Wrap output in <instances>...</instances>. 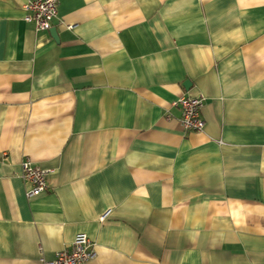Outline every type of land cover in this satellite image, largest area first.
I'll list each match as a JSON object with an SVG mask.
<instances>
[{
  "label": "crops",
  "instance_id": "1",
  "mask_svg": "<svg viewBox=\"0 0 264 264\" xmlns=\"http://www.w3.org/2000/svg\"><path fill=\"white\" fill-rule=\"evenodd\" d=\"M29 1L0 0V264L79 233L86 264H264V0H59L45 30Z\"/></svg>",
  "mask_w": 264,
  "mask_h": 264
},
{
  "label": "built area",
  "instance_id": "2",
  "mask_svg": "<svg viewBox=\"0 0 264 264\" xmlns=\"http://www.w3.org/2000/svg\"><path fill=\"white\" fill-rule=\"evenodd\" d=\"M58 2L59 0H30L26 4L28 13L25 19L34 22L37 30L50 29L53 19L57 16ZM69 27L71 28L72 25ZM176 105L182 108L181 122L185 130H204L205 120L202 116L204 96L182 95L176 101ZM22 166V177L30 185L27 190L28 197L39 195L49 188V169L34 164L30 159L24 160ZM94 256L93 241L86 233H79L71 246L57 251L52 259L43 258L42 262L43 264H86Z\"/></svg>",
  "mask_w": 264,
  "mask_h": 264
},
{
  "label": "water",
  "instance_id": "3",
  "mask_svg": "<svg viewBox=\"0 0 264 264\" xmlns=\"http://www.w3.org/2000/svg\"><path fill=\"white\" fill-rule=\"evenodd\" d=\"M53 31H54V33H55V35H56V32H55V29L53 28Z\"/></svg>",
  "mask_w": 264,
  "mask_h": 264
}]
</instances>
